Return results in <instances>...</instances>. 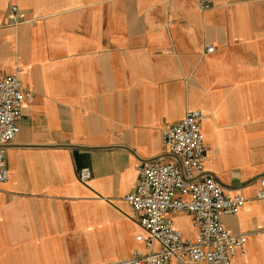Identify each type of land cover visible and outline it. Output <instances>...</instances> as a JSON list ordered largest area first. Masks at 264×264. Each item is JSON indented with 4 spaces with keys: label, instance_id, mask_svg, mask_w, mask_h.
I'll list each match as a JSON object with an SVG mask.
<instances>
[{
    "label": "crops",
    "instance_id": "crops-1",
    "mask_svg": "<svg viewBox=\"0 0 264 264\" xmlns=\"http://www.w3.org/2000/svg\"><path fill=\"white\" fill-rule=\"evenodd\" d=\"M12 5L24 17L13 26ZM2 74L35 98L6 152L0 264L129 258L141 228L124 197L141 164L174 160L162 128L194 110L206 116L204 175L247 198L222 223L249 234L241 264H264V0H0ZM173 217L197 238L188 215Z\"/></svg>",
    "mask_w": 264,
    "mask_h": 264
},
{
    "label": "built area",
    "instance_id": "built-area-1",
    "mask_svg": "<svg viewBox=\"0 0 264 264\" xmlns=\"http://www.w3.org/2000/svg\"><path fill=\"white\" fill-rule=\"evenodd\" d=\"M210 2L201 1L199 9L208 10ZM24 17L17 6H10L8 25H18ZM5 23V24H6ZM216 47L209 44L206 53ZM33 90L16 74L0 75V195L9 180L7 148L18 135V121L27 103L34 101ZM206 116L189 111L178 122L162 128L165 153L174 160H154L138 167V182L124 197L128 216L139 225V244L132 255L116 264H241L246 256L247 233H231L222 217L236 215L247 198L225 191L214 177L204 175L210 159L202 125ZM90 167L78 170V179L87 183ZM257 199L264 200V176L259 179ZM186 214L197 231L191 240L175 225L174 215Z\"/></svg>",
    "mask_w": 264,
    "mask_h": 264
}]
</instances>
